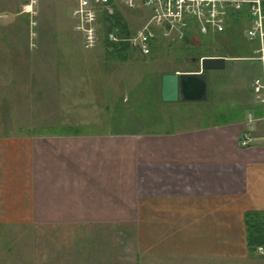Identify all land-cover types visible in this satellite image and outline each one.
<instances>
[{
    "label": "crops",
    "instance_id": "0c3cea01",
    "mask_svg": "<svg viewBox=\"0 0 264 264\" xmlns=\"http://www.w3.org/2000/svg\"><path fill=\"white\" fill-rule=\"evenodd\" d=\"M69 66L93 80V64ZM211 71L206 100L219 93ZM162 76L156 107L197 102L164 100ZM251 83L242 107L206 125L1 134L0 226L31 233L20 263L264 264V108Z\"/></svg>",
    "mask_w": 264,
    "mask_h": 264
},
{
    "label": "rangeland",
    "instance_id": "374dc122",
    "mask_svg": "<svg viewBox=\"0 0 264 264\" xmlns=\"http://www.w3.org/2000/svg\"><path fill=\"white\" fill-rule=\"evenodd\" d=\"M25 1L0 0V135L28 131L35 135L75 127L85 131L114 126L171 130L222 121L242 107L240 102L259 68L256 61L245 58L252 55L255 44L244 38L248 22L243 17L232 19L233 23L217 34L200 36L193 29L190 38L194 44L184 42L186 37L170 35L158 38L148 55L134 51L115 59L107 57L101 38L95 47H84L81 33L74 29L75 0H37L31 14L23 10ZM121 12L132 30L148 16L141 7L133 12L123 7ZM203 56L226 60L223 69L208 72L210 88L212 81L220 83L216 98L156 107L153 96L155 93L158 98L160 75L198 70L194 58ZM85 63L93 64L95 70L87 71L93 80L83 85L79 82L82 71L69 65ZM102 63L106 67L97 70V64ZM137 89L143 96L140 102L131 94L140 96ZM119 90L130 99H122ZM125 107H134V111L129 114ZM6 228L0 226V251L5 250L0 264L7 260L21 264L30 251L31 233L18 225Z\"/></svg>",
    "mask_w": 264,
    "mask_h": 264
},
{
    "label": "built area",
    "instance_id": "2783aa9c",
    "mask_svg": "<svg viewBox=\"0 0 264 264\" xmlns=\"http://www.w3.org/2000/svg\"><path fill=\"white\" fill-rule=\"evenodd\" d=\"M36 1L26 0L23 10L31 14ZM75 6L72 11L76 20L74 29L81 33L85 48L95 47L101 38L99 20L102 12L113 15L116 9L121 11L123 7L130 12L138 7L147 11L143 24L135 30L129 26L127 36L120 34L118 26L106 33L109 41H126L142 55L150 54L160 37H190L193 29L200 36L217 34L225 31L237 16L246 18L248 27L243 35L255 46L252 55L245 58L259 64V73L252 80V90L264 108V0H75ZM261 118L264 119V114ZM250 139L247 131L243 132L241 145H247Z\"/></svg>",
    "mask_w": 264,
    "mask_h": 264
},
{
    "label": "water",
    "instance_id": "95a60500",
    "mask_svg": "<svg viewBox=\"0 0 264 264\" xmlns=\"http://www.w3.org/2000/svg\"><path fill=\"white\" fill-rule=\"evenodd\" d=\"M199 62L200 71L167 73L162 76L161 95L166 101H201L207 98V71L225 67V57L205 56Z\"/></svg>",
    "mask_w": 264,
    "mask_h": 264
},
{
    "label": "trees",
    "instance_id": "16d2710c",
    "mask_svg": "<svg viewBox=\"0 0 264 264\" xmlns=\"http://www.w3.org/2000/svg\"><path fill=\"white\" fill-rule=\"evenodd\" d=\"M237 19H240V17L237 16L233 20H237ZM99 22H100L99 30H100V35H101V43H102L104 52L109 58L111 57L115 59H121V58H124L126 55L130 54L131 52L135 51V49L131 48L129 43L126 41L112 42L107 39L106 33L112 30V28L116 26L119 27L121 35L127 36L130 33L129 24L121 11L116 9L113 15H107L104 12H102ZM232 23L233 22L230 21L229 24L231 25ZM185 41L188 44L195 43L190 37H187V36L184 39V42ZM246 44L247 43H245V45ZM260 232L261 230H257V233H260Z\"/></svg>",
    "mask_w": 264,
    "mask_h": 264
}]
</instances>
